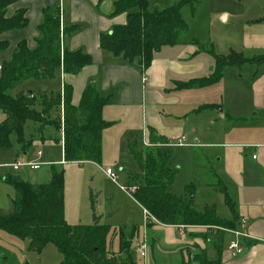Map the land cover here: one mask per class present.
Masks as SVG:
<instances>
[{
    "label": "crops",
    "instance_id": "0c3cea01",
    "mask_svg": "<svg viewBox=\"0 0 264 264\" xmlns=\"http://www.w3.org/2000/svg\"><path fill=\"white\" fill-rule=\"evenodd\" d=\"M114 2L17 0L8 7L6 18L25 10L29 23L23 30L0 34V43L8 44L6 52L0 55V65L12 57L21 42L35 50L44 11L49 7H60L63 28L79 27L77 32L64 39L65 48L72 52L83 51L92 58V64L77 75L58 70L53 79L35 80L50 81V86L44 87L48 88L44 94L37 91L41 84L26 91L24 85L32 80L21 85L19 90L42 96L60 92L64 85H68L73 89L72 104L79 107L85 89L93 84L103 98L110 99V104L103 110L104 120L111 125L103 132L102 155L117 149L122 154L127 150L129 155V142H137L141 150L151 147V133L167 140V144L157 145L164 152L202 149L208 163L213 160L217 164L213 169L209 163L212 168L209 173L217 182L213 188L224 186L235 206L236 217L229 209L231 218L223 220L235 221L234 230L247 236L241 241L222 228L223 236L218 243L214 240L212 244L211 240L201 237L202 227L181 229L147 221L146 234L141 240L147 245L146 258H140L135 251L136 264H189L192 257L188 249L195 247L205 251L210 261L220 256L221 264H264V63L231 66L214 85L185 87L193 80L210 78L215 71V57L208 51H200L194 45L196 42L204 46L212 44L214 51L221 56L234 52L248 59H264V0H254L237 15L221 11V21L227 26L218 28L216 36L208 41L186 39L185 36L179 44L163 47L145 72L101 48V35L127 23L126 13L113 16ZM149 2L151 10L177 4L167 0ZM247 122L252 124L235 128ZM38 137L31 141L44 145L45 142ZM183 137L185 144L174 146ZM61 147L63 156L62 144ZM39 153L42 151L36 154L37 161L33 162L41 163ZM41 164L42 167L46 165ZM60 164H66L64 158ZM170 166L178 171L179 176L181 169L175 167L172 158ZM40 178L36 177L34 182L28 177L25 182L47 184L51 172L45 179L47 181ZM1 183L4 181L0 178ZM176 183L171 188L172 193ZM194 200L199 207L209 205L199 204L196 197ZM236 240L244 247L241 253L229 249Z\"/></svg>",
    "mask_w": 264,
    "mask_h": 264
},
{
    "label": "trees",
    "instance_id": "16d2710c",
    "mask_svg": "<svg viewBox=\"0 0 264 264\" xmlns=\"http://www.w3.org/2000/svg\"><path fill=\"white\" fill-rule=\"evenodd\" d=\"M98 1L99 4L103 2ZM199 1L181 0L171 6L151 10L149 0H115L113 16L126 13L127 23L115 27L109 34L101 35V48L145 72L159 50L179 44L188 35L189 26L183 10L189 7L194 15ZM15 2L17 0H0V34L23 30L28 26L25 10L6 18L8 7ZM78 30L79 27L75 26L63 28L60 7H49L44 11L43 21L38 28L37 48L30 50L26 42H21L12 57L2 63L1 150L11 148V138L15 137L21 150L26 152L33 143L24 137L28 123H33L37 135L42 138L45 127L51 121V113L61 109L63 115L59 119V129L63 127L64 162H101L103 132L111 125L103 118V110L110 104L109 98H103L93 84L85 89L79 107L72 104L73 89L68 85H64L60 92L42 96L19 90L29 80L53 79L58 70L77 75L92 64L88 54L81 50L72 52L64 46V39ZM194 45L200 51L211 53L216 66L210 78L193 80L185 84L186 88L214 85L223 78L226 68L231 66L264 63L263 58L248 59L234 52L228 56L218 55L212 44L204 46L196 42ZM7 49V43H0V55ZM167 143L166 139L155 133L150 134L151 147L143 150L137 142L128 143L129 153L140 170V173L131 176L130 181L131 184L137 182V190L133 194L137 204L163 226L236 229L235 221L218 218L216 205L197 206L193 186H189L182 197L171 192L178 171L170 166L172 153L157 147L158 144ZM3 181L14 189L16 196L11 199L8 211L0 209V230L28 240L30 250L40 255L48 245H54L63 257L60 264H136L131 241L130 244H123L122 241L120 251L111 252L109 240L112 231L106 225L97 222L91 226L67 224L63 168L52 165L51 180L43 185H33L14 177H5ZM216 191L224 195L235 218V206L225 187L217 185ZM202 252L199 258L202 264H221L220 256L210 261L206 252Z\"/></svg>",
    "mask_w": 264,
    "mask_h": 264
},
{
    "label": "rangeland",
    "instance_id": "374dc122",
    "mask_svg": "<svg viewBox=\"0 0 264 264\" xmlns=\"http://www.w3.org/2000/svg\"><path fill=\"white\" fill-rule=\"evenodd\" d=\"M167 1L168 3H178L181 0ZM253 1L200 0L194 15L189 7L184 8V19L190 28L186 39L195 38L208 41L213 35H217L218 28L227 26L221 21V11H228L233 15H237L242 10L247 9ZM39 84H41V88H38L37 91L44 94L48 89H44V87L50 86V81L32 80L24 85V88L27 91L38 87ZM62 115L61 109H55L51 113V121H49V125L45 127L42 134L41 140L45 142L44 145L39 141V145L33 143L26 152H23L17 140L11 138L12 147L7 150L0 149V178L3 180L5 177H15L17 180L26 181L28 177H31L36 182V177H41L40 180L47 181L45 179L50 176L52 165L63 168L65 172L64 207L67 224L70 226H91L97 222L99 225H106L112 231L109 240L110 249L119 252L122 241L123 244H130L131 241V249L135 256L132 255L136 260L135 251H138L139 246L143 243L141 240L146 234L147 221H150L146 217L148 213L140 208L133 195H129L122 190L124 187L128 188L137 184L136 181L133 184L130 182L132 175L140 173L136 161L130 153L128 155L127 150L122 154V151L120 152L117 149L115 152L104 153L99 164L85 162L61 165L63 159L61 147L63 127L59 129V119ZM248 123L237 125L235 128H245L252 124ZM243 132L246 133V131ZM24 137L27 141L39 138L33 123H28ZM47 142H53V144L49 145ZM39 151H42V157L39 161L46 164L39 171H30L26 168L14 171L11 168L17 161L24 163L37 161L36 154ZM203 155L202 149L196 152H185V150H174L172 152V161L175 167L181 169L173 193L178 197H182L186 194L188 187L193 186L195 189L194 195L199 204L216 205L218 218L229 219L231 213L225 197L216 191V187L213 188L212 185H216L217 182L213 180V174L209 173V170L214 169L217 164L210 160L209 163L211 162L212 166L210 168L207 158ZM108 170H112L117 175V182H113L107 176L106 172ZM15 196L14 189L7 184H0V207L3 210L8 211L11 208V199H14ZM202 228L204 230L201 237L206 238V241L211 240L212 244L214 240L218 243L220 237L223 236L222 228ZM208 237L210 239H207ZM188 251L192 257L189 264H202L199 258L203 252L200 248H190ZM138 256L140 257L139 254ZM62 260V255L54 245H48L39 255L30 250L28 240L14 237L6 231L0 230V264H60Z\"/></svg>",
    "mask_w": 264,
    "mask_h": 264
},
{
    "label": "built area",
    "instance_id": "2783aa9c",
    "mask_svg": "<svg viewBox=\"0 0 264 264\" xmlns=\"http://www.w3.org/2000/svg\"><path fill=\"white\" fill-rule=\"evenodd\" d=\"M2 68L0 66V72H1ZM186 142V139L185 137L177 140L175 143H174V146H183ZM42 154L39 153L38 156L40 157ZM43 164L41 163H37V162H29V163H24V162H21V161H17L14 165H12V169L14 171H20L21 168H26V169H29V170H39L41 167H42ZM1 169V168H0ZM107 176L113 181V182H117L118 181V177L116 174H114V172L112 170H108L106 172ZM123 191H125L127 194L129 195H133L136 190H137V187L136 186H130L128 188H122ZM146 217L148 220H150L151 222L153 223H156V220L154 218H152L149 214H146ZM244 223V222H243ZM178 228H181V229H184L185 227H178ZM227 232H230L232 233V235L236 238V239H240L241 241H244L247 236L242 233V232H239V231H236V230H232V231H228ZM243 246L241 243H238L237 240L232 242L229 249L230 250H234L238 253H241L243 251ZM146 250H147V246H146V243L143 242L140 246H139V249H138V254L142 257V258H146Z\"/></svg>",
    "mask_w": 264,
    "mask_h": 264
}]
</instances>
